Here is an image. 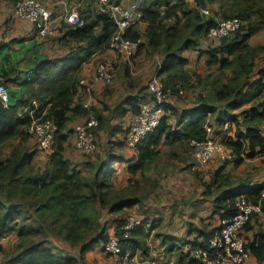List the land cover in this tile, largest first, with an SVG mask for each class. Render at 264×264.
<instances>
[{"label":"trees","instance_id":"1","mask_svg":"<svg viewBox=\"0 0 264 264\" xmlns=\"http://www.w3.org/2000/svg\"><path fill=\"white\" fill-rule=\"evenodd\" d=\"M197 1L200 5L205 4V0ZM212 1L219 2L221 11L217 10V15L223 19L240 18L244 23L248 22L227 37L212 39L219 43L201 51L208 57L207 64L218 65L220 72L227 69L232 71L227 78L222 73H217L214 78L211 75L205 78L187 70L190 60L182 52L197 49L200 42L209 37L210 29L218 24L215 17L204 16L191 2L143 0L141 21L127 30V38L139 41L135 55H162L158 73L164 88L170 90L169 96H180L182 89L189 92L200 88L191 105L180 108L168 101L165 103L169 114L167 112L160 124L134 148L135 156L127 167L131 179L156 160L162 143L183 145L190 144L192 140H204L208 113L215 115L218 112L216 122L219 124L230 120L236 125V139L230 138L224 142L234 157L225 163L233 162L240 166L246 159L264 155V47L251 43L256 30L252 19L255 15L264 17V6H258L259 1L263 0ZM11 2L15 3V0ZM13 16L16 17L14 9ZM81 17L85 20L81 27L74 28L62 21L60 33L49 41L53 47H60V53L34 60L27 76L21 77L17 70L18 60L11 62V67L4 66L0 72V83H18L24 88L19 97L13 96L12 99L10 94L7 105L0 101V241L3 238L7 240L14 232H17V239L20 240L14 251L15 256L3 264H86V254L95 247L101 246L107 253L106 246L112 236L118 239L123 253L130 251L133 256H138L141 251L145 256L150 254L147 226L153 229L157 223L147 216L141 218L127 214V210L142 203L136 191L129 185L124 189L128 191L127 194L117 191V200L112 202L108 199L109 188L116 191L109 181L114 164L121 158L111 161L108 157L98 165L95 172L91 167V173L86 174L89 170L73 166V162L65 154L72 120L85 119L93 112L99 121V125L93 129L97 139L98 131L104 126V117L100 111H95L94 106L87 108L83 102L75 103V99L79 90H85V86L80 84L84 64L108 49L116 29L113 18L100 12L96 2L87 10L81 11ZM31 24L33 33L37 36L35 25ZM4 48L5 46L0 47ZM3 57L4 65L12 61L11 54L5 53ZM149 98L148 89L146 94L139 90L137 95L130 98L131 111L134 114L139 112L141 105ZM247 105L250 107L241 115L233 114L235 110ZM34 118L50 120L56 126L53 146L47 153L44 168L36 166L37 150L40 149L35 140L32 142L34 137L28 130ZM172 119H175V125L172 124ZM128 129L129 127L123 135L124 143L118 144V147L127 145L125 134ZM6 145L10 150L3 157L2 148ZM87 163L89 162H84V167ZM221 171L222 168L216 171L213 184L222 183ZM102 176L108 182L101 179ZM224 179L229 181L226 176ZM224 185L228 187L226 191L214 199V211L222 222L236 215L238 198L246 197L259 203L264 189V181L259 184L242 183L235 190L232 185ZM26 200L31 201L29 209H33V215L58 224L52 231L44 230L46 236L53 240L58 238L76 247L78 253L65 255L57 247L55 251L50 243L52 240L47 238L32 245L24 244L29 233L36 230L25 225L17 228L15 225L17 216L22 211L21 205ZM261 204L262 212L253 215L245 226V232L249 253L257 263L263 264L264 229L258 230L253 225L255 216L264 214V200ZM101 209H108L110 212L125 211L115 220L113 233L108 230V224L101 222ZM131 218H135L138 224L127 230ZM219 229L220 226L200 232L190 227V232L197 230L199 233L187 243L190 246L188 250L178 249V264H202L194 256V252L199 249L209 250L210 240ZM2 245L0 242V253L3 251ZM173 245L175 247L176 244L173 242Z\"/></svg>","mask_w":264,"mask_h":264},{"label":"rangeland","instance_id":"2","mask_svg":"<svg viewBox=\"0 0 264 264\" xmlns=\"http://www.w3.org/2000/svg\"><path fill=\"white\" fill-rule=\"evenodd\" d=\"M3 1L9 3L8 0H2L0 3ZM16 1L18 0H15V2ZM42 1L49 2L53 9L56 10V7L53 6L54 3H52V0ZM57 1L59 0H56V2ZM11 5L14 6V4ZM194 6H196L199 11L202 8H208L211 14L208 16L203 14L206 17H215L217 21L223 19L217 15V10L221 11V6L219 5L218 1L207 0L206 4H196ZM258 6H264V0L259 1ZM56 14L59 15V13ZM19 20L21 21L24 19L6 16V19L3 17L0 19V23H3V25L5 24L7 26L10 24H15L17 26L16 23H18ZM252 22L254 26H256V30L255 35L251 38V42L255 46L264 47V17L261 15H255L252 19ZM25 32L27 34L28 31L25 30ZM5 33H7V31H0V34L2 35ZM22 36H24V34H20L18 36L11 35L10 37H15L14 40L19 42ZM28 36L31 37H26L27 40L34 39V42L28 44L34 43L33 45H36L37 42L47 44L45 49L46 51L44 52L43 56H41V58L44 56L50 57L60 53V47L55 48L52 46V42H49L55 39L57 35L44 39L38 38L36 35L30 33H28ZM4 37L7 39L8 34H5ZM3 41L5 42V40ZM218 43L219 42L213 41L209 37H206L205 40L200 42V45L197 49L183 51L182 55L188 57L190 60L187 70L191 73H198L205 78L209 75L214 78L217 73H222L225 78L230 76L232 74L230 69L225 70V72H220L219 66H211L207 64V55H203L201 53L202 50H205L211 46H216ZM15 48L19 49L18 47ZM105 51H109V49ZM102 53H99L97 57H93L97 58V64L95 72L91 78H81L91 83L97 74V66L100 63L105 62L115 64L114 81L110 85H106V87L110 88L114 92L112 98L111 95L110 97H104L103 95L102 97H99L100 102H97V104H92L94 105V110L100 111L101 115L104 117V126L98 131L97 135V148L93 153L86 155L77 152L75 150L76 148L74 149L70 146V148L67 149L66 156L67 158L69 157V159H75L73 166L80 167L83 170H89L86 174L91 173V167H93L95 172V169L98 167V165L108 157L109 160L111 159V161L115 160L117 157L119 159L121 158L120 162L122 163L114 164L116 171L112 172L109 181L114 185L116 191L109 188L108 199H111L112 202L117 200L118 198H116L115 195V192L117 191H123V195L127 194L128 191H124V189L131 185V189L136 191L137 195L140 196V199H142V207H132L127 210V214H129V216L130 214L138 217L140 216L141 218L147 216L149 220H153V217L159 214L162 217V219H159L160 223H158V221L154 222L157 224L155 227H153V229H150V227L147 226V231L149 232L147 244L149 245L150 254L145 256L143 252L139 251L138 259L135 264H153V262H156L157 264H166V261L171 257H174L175 259H178V257L177 255L171 256L167 253L164 257L163 252L162 256L160 255L159 249L163 244V236H175V238L179 239L178 244L180 245V248L186 251L190 246L185 242H189V240L196 238L199 231H210L215 227H219L222 221H220L218 214H216L214 211L215 197L222 195L226 191L228 187H225V183L232 185L235 190L239 188V186H242V183H245L246 181L256 183L263 181L264 159H246L242 165L236 166L233 162L225 163L227 160L221 157H216L208 164L201 165L196 160L194 149L190 144L187 143L182 145L180 143H162L160 145V155L156 158V160L152 163H149L143 172L138 173L135 177H133V179H131L129 172L127 171V167L128 162H130L135 156V151L128 148V145L123 146L122 148L118 147L120 144L124 143L123 135L130 122V116L132 115L129 101L133 95H130V91H127V88L130 89L131 86L132 88L137 89V93L139 90H142V92L146 94L150 80L154 76H159L158 72L163 58L159 53H146L138 56L135 55L132 60H127L115 52L109 51L103 53V55ZM262 56V58H264V50ZM13 60L15 61L17 58L14 56L12 61H10L8 64L6 63L5 66H13L11 63ZM114 60H117L118 62L120 61V67L118 69L116 64L117 62H114ZM31 69L32 66H28L27 62L20 61V63L17 65V70L19 71L21 77L27 76ZM9 84L6 85L10 91L11 98L13 96L19 97V86H17L15 83ZM121 84L124 88L118 90L117 86ZM199 91L200 88L192 89L189 92H187L185 89H182L180 96H169L167 97V101L180 108H183L194 103L195 96L198 95ZM207 91L208 90H204V92ZM220 107L224 108V106ZM248 108L249 107L246 106L245 108L235 110L233 114L239 116L244 110ZM217 115L218 112L214 115L215 120ZM84 120L78 121L74 125L73 123L71 124L74 126V132L78 125L84 123ZM174 121L175 119H172L171 121L173 125H175ZM32 146H34L33 143ZM9 150L10 148H8V145L2 148L3 157L7 155ZM72 153H74L75 156H73ZM47 156L48 154L46 152L37 150V156L35 159L36 166L44 168V164L47 163ZM84 162H89L91 165L87 163L84 167ZM220 168H222V183L218 182L213 184L215 173ZM224 176L228 177L229 181L224 179ZM105 178V176H102L101 179L106 180ZM23 204L24 205H21L22 211L20 212V215L17 216L18 219L15 225H17V228L25 225L33 228V230L36 229L33 233H29V237L24 243L25 245H32L33 243L40 241V239L45 240L47 238L48 240H52L50 243L55 251H57V247L61 249L62 254L65 255L78 253L76 247L63 242L57 237V240L51 239L52 237L50 236L47 237L44 233V230L47 229L52 231L57 227L58 224L46 218L42 219L35 214L33 215V209H29L31 206L30 200L24 201ZM145 210L148 211L146 215L144 214ZM122 212L125 211L110 212L108 209L100 210L99 216L101 222H105L109 225L108 230L110 233L114 232L113 227L115 225V220L119 218L120 215H122ZM255 220H261L263 225H261L259 221V223H256L257 221ZM174 223L175 227L173 225ZM253 225L256 226L258 230L264 229V215L261 217L259 214L256 215ZM190 227L197 228L199 231L196 230L194 234H191L190 238L188 239V229ZM16 235L17 232L12 233L11 236L5 242H3V251L0 253V264L11 260L15 256L14 251L18 242L20 241L17 239ZM244 235L246 237L247 233ZM166 247L167 249L169 248V243L166 245ZM85 261L86 264H117L116 257H114L113 254L110 255L103 251L101 246H97L87 253Z\"/></svg>","mask_w":264,"mask_h":264},{"label":"built area","instance_id":"3","mask_svg":"<svg viewBox=\"0 0 264 264\" xmlns=\"http://www.w3.org/2000/svg\"><path fill=\"white\" fill-rule=\"evenodd\" d=\"M185 1L192 2L194 0ZM95 2L98 10L109 14L116 25L108 49L127 60H132L136 54L139 41H132L126 35L128 28L142 19L143 0H95ZM59 3L63 11L57 15L56 10L49 2L18 0L14 3V14L16 18L33 23L37 36L41 39L58 35L62 21L74 28L85 24V20L82 19L77 7L69 9L65 0H60ZM200 12L206 16L211 14L208 8H202ZM243 24L244 22L240 18L221 19L216 26L210 29L208 35L212 39H221L239 30ZM114 69L115 66L112 63H100L97 66V74L94 80L90 83L81 79L80 84L84 85L86 92L91 94L95 83L102 82L110 85L114 81ZM147 89L150 98L141 105L139 112L130 116L129 129L125 134L126 143L132 149L136 148L137 144L160 124L161 118L167 112L169 114L165 103L170 95V90L164 88L159 76H154L150 80ZM0 101L5 105L10 101V92L3 83H0ZM86 106L91 108L92 104L88 103ZM98 125L99 121L92 112L85 118L84 123L75 128L76 149L78 151L89 155L96 150L97 137L93 129ZM55 129L56 126L52 121L42 120V118H34L28 128L37 147L46 153L52 149ZM205 133L206 138L204 140H192L190 142L199 164L206 165L216 157L225 160H231L234 157L232 151L224 145L226 140L236 139V125L233 121L226 120L219 124L214 119V114L208 113ZM263 200L264 189L259 203H254L246 197L238 198L236 215L221 223L219 231L210 240L209 250H196L194 256L202 264H249L252 261V256L246 247L245 226L251 221L254 214L262 212L261 202ZM137 224L138 221L131 218L126 229L130 230ZM5 241L6 238H3L0 242ZM106 251L116 257L117 264H135L138 259V256H133L130 251L123 253L115 236L109 240ZM153 264L157 263L153 262Z\"/></svg>","mask_w":264,"mask_h":264},{"label":"crops","instance_id":"4","mask_svg":"<svg viewBox=\"0 0 264 264\" xmlns=\"http://www.w3.org/2000/svg\"><path fill=\"white\" fill-rule=\"evenodd\" d=\"M0 1H2V0H0ZM11 1L12 0H8L9 3L4 2V1L0 3V11H1L0 12V19L2 17L6 19V16H11L12 18L14 17L13 16V9L14 8H13V5H11V4H14V3L11 2ZM52 1H53L52 3L55 4L54 6L56 7V12L60 14L63 11V8L61 7V4L59 3L60 0L57 1V2H56V0H52ZM65 1L68 3L67 7L69 9H72L73 7H77L78 11L80 12V15H81V11L87 10L90 6H93L95 4V2L93 0H65ZM206 1L207 0H205V4H206ZM191 3L196 5V4H198V1L194 0ZM18 23H19V27H18ZM18 23H16L17 26L15 24H10V25L7 26L5 24L3 25V23H0V31H2V30L3 31H7V33H5V34H8L7 39L5 38L6 36L4 37L5 34H3V35L0 34V39H1L0 47L5 46L4 49H0V72L2 71L4 66L6 65V64L4 65V60H3V58H4L3 56H4L5 53L11 54L12 57H10V59H13V57L15 56L17 58V60L19 61V63H20V61H23V62H27L28 66H32V62L34 60H36V59L41 58V56H43L44 52L46 51L45 49L47 47V44H42V42H37L36 45H33L34 43L33 44H28V43L34 42V39H28V40L26 39V37H31V36H28V33L34 34L33 33V25L30 22H27V21H24V20H21V21L19 20ZM144 28H145V25H143L142 29L144 30ZM25 30L28 31L27 34H26ZM20 34H24V36H22V38H21V40L19 42L14 40L15 37H12V38L10 37L11 35L18 36ZM25 35H27V36H25ZM210 39H212V38H210ZM3 40H5V42ZM15 47H18L19 49H16ZM109 51L113 52L111 50H109ZM109 51H104L103 53L109 52ZM103 53H102V55H103ZM96 59L97 58H93L90 62L84 64V66H83V68L81 70V73H80L81 78H87V79L91 78V76L93 75V73L95 72V69H96V64H97ZM114 62H117L116 64H117V69H118L120 67V61L118 62L117 60H114ZM113 65L115 66V64H113ZM5 67H7V66H5ZM18 82H20V79L18 80ZM10 85H12V84H10ZM17 86H19L18 88L20 89L19 94L22 93L24 91L23 86H21L19 84ZM117 88L119 90V89H122L124 87L121 84V85L117 86ZM136 90L137 89H134L131 86H130V89L127 88V91H130V95H133V96L137 95V91ZM85 92H86L85 90H79V94L77 95V97L75 99V103L76 102H83V104H85V105L88 104V103H91V104L96 103L97 104V102H100V98L99 97H102L103 95H104V97H108V96L110 97V95H111V98H112V95L114 94V92L110 88L106 87V84H104L102 82L95 83L93 93L89 94V93H85ZM259 100H262V99H259ZM254 102H256V101H254ZM92 106H94V105H92ZM98 106H100V105H98ZM130 106H131L130 108H132L131 104H130ZM247 106L250 107V105H247ZM132 114H134V113L132 112ZM75 120H73V122H71L69 124V129L71 130V135H70V140H69V144L67 146V149H69L70 146L73 147L74 149L76 148L75 147V132H74V128H73L74 126L73 125L76 122H78V121H83L84 118H77ZM72 123H73V125H71ZM33 142H34V139H33ZM128 148H130V147H128ZM130 149L135 151L132 148H130ZM75 150L77 152L81 153L77 149H75ZM66 152H67V150H66ZM66 152H65V154H66ZM72 155L75 156L74 153H72ZM256 158L264 159L263 156H258ZM68 159H69V157H68ZM253 159H255V158H253ZM71 161L74 162L75 159H72ZM116 163H122V162L118 161ZM114 171H116L115 166H114ZM263 181H261L260 183H262ZM245 183H247V184H259V183H256V182H249V181H246ZM138 207L139 208L142 207L141 204ZM147 213H148V211L146 213L144 212L145 215ZM262 215H264V214L262 213L259 216L261 217ZM159 219H162L160 214L155 216V217H153L154 222L158 221V223H160ZM258 221L260 222L261 225H263L261 220H258ZM259 222H256V223H259ZM173 225L175 227V223ZM255 228H256V226H255ZM194 231H196V230H193L192 232H190L189 229H188V239L190 238L191 234L192 235L194 234ZM245 234H246V232H245ZM170 237L172 239H169ZM178 240L179 239L175 238V236H172V235L171 236L166 235L165 238L163 236V238H162V243L163 244L161 245V247L159 249L160 250V255L162 256V252H163L164 253V257H165V255L167 253L168 255H171V256L177 255V257L179 259L178 248H180V245L178 244L179 243ZM173 242L176 244L175 247L173 245ZM168 243H169V248L167 249L166 245ZM185 243L187 244L188 242H185ZM171 248H173V249L171 250V252H169V249H171ZM180 250H183V249L180 248ZM178 259H175L174 257H171L170 259H168L166 261V264H178ZM249 264H260V263H257L252 258V261Z\"/></svg>","mask_w":264,"mask_h":264}]
</instances>
